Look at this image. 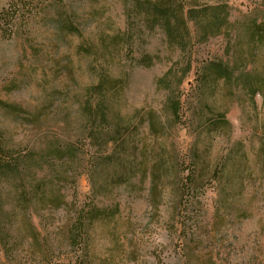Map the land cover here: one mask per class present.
I'll return each instance as SVG.
<instances>
[{
    "label": "rangeland",
    "instance_id": "rangeland-1",
    "mask_svg": "<svg viewBox=\"0 0 264 264\" xmlns=\"http://www.w3.org/2000/svg\"><path fill=\"white\" fill-rule=\"evenodd\" d=\"M12 1L0 0V10ZM198 2L226 4L233 30L228 40L219 35L196 44L191 71L180 89L182 99L187 96V103L194 102L191 111L185 105L190 120L205 103L211 107L202 109L205 121L224 115L229 125L219 134L207 123L198 128L185 119L173 124L164 110L167 94L156 87V80L181 57L159 30L133 36L131 50L113 49L110 60L76 52L86 40L97 45L102 30H125L119 0L79 2L75 12L81 36H64L42 17L19 36L0 33V100L22 109L15 114L0 107V138L8 147L40 152L49 142L77 144L83 139L86 88L97 82L101 69L118 79L109 93L113 113L133 123L130 131L142 122L134 133L135 172L122 180L118 175L111 180L110 172L104 171L92 181L87 170L79 168L61 182L54 160L28 174L33 188L42 181L45 188L32 194L26 212L17 214L20 242L11 258L0 250V264H264V173L259 153V138L264 136V47L258 44L252 50L245 30L249 18L264 17V0ZM142 55L151 57L150 66L130 62ZM214 58L237 67L229 80H213L199 102L194 91L197 72ZM243 84H256L261 91L251 99ZM199 134L211 144L210 171L225 161L228 180L213 181L209 173L200 182L198 196L186 199L179 192L180 179L192 165L189 156ZM82 159H87L84 150ZM5 189V194L10 191ZM59 193L65 200L57 206L52 201ZM92 205L110 213L115 206L117 210L89 220ZM82 212L83 246L73 248L66 235Z\"/></svg>",
    "mask_w": 264,
    "mask_h": 264
},
{
    "label": "trees",
    "instance_id": "trees-1",
    "mask_svg": "<svg viewBox=\"0 0 264 264\" xmlns=\"http://www.w3.org/2000/svg\"><path fill=\"white\" fill-rule=\"evenodd\" d=\"M83 0H14L8 9L0 10V33L10 37L19 36L27 29V26L37 17H42L45 21H50L56 30L64 36H81L79 24L77 22L76 5ZM98 1V0H91ZM122 3V12L125 19V30L109 33L102 30L98 33L97 45L90 40L76 46L78 54L93 57L95 60H110L112 50L126 48L131 50L133 36H140L144 31L149 33L159 30L165 36L166 43L170 48L176 49L181 57L180 61H175L168 70L156 80V87L166 92L164 110L172 116V123L180 120H188L196 124L197 128L207 123L209 130L214 134H219L224 126L229 123L222 113L217 118L204 120L202 109L211 107L205 103L204 108L198 109L201 113H193L190 120L186 115V104L188 110H193V101L187 103V96L182 99L181 85L188 76L192 68L193 55L196 44L207 41L214 36L222 35L228 40L233 24L229 21V9L226 4H202L198 0H119ZM258 12V9L255 10ZM246 16L245 18H247ZM258 20L257 16L249 18L245 23V30L252 41V50L259 44L264 47V17ZM238 23V22H236ZM253 59V57L251 58ZM137 65L148 67L151 65V57L142 55L139 59H131ZM241 62V61H239ZM244 63V62H243ZM133 64V63H132ZM221 58L206 60L202 69L197 72L196 89L197 100L203 101L206 96L208 85L214 81L229 80L234 66ZM124 82V81H123ZM118 79L109 77L105 69H101L97 74V82L86 88V97L83 104V118L85 136L78 140V143L49 142L40 152L16 150L8 147L4 140L0 138V250L9 258L13 256L20 239L18 233L17 214L20 210L26 212L31 206L32 194L36 196L42 193L43 181L35 183L36 187L29 183L28 174H31L43 166H50V161H58L59 165L54 167L55 174L61 182H64L67 174H74L79 168L94 178L95 174L100 176L104 171L110 172L111 180L124 179L131 172H135V158L137 156L138 145L135 142V135L138 127L129 129L133 123L119 114L112 111V100L110 91L117 87ZM244 85V84H243ZM250 93L251 99L256 91H261L260 86L244 85ZM264 95V94H263ZM201 105V104H199ZM0 107L9 112L18 114L22 109L15 105L0 100ZM24 112V111H23ZM115 112V111H114ZM196 118V119H194ZM88 140V143L85 142ZM259 153L264 173V136L259 138ZM109 145L112 146L110 150ZM210 143L205 138L197 135L196 145L194 143L189 162L192 164L186 169L180 179L179 192L181 196L188 199L198 196L197 190L200 182L209 175L217 182L221 179L228 180L225 161L218 163L221 166L210 171L209 154ZM131 148V150H130ZM92 149H95L93 153ZM82 150L87 154V159L81 160ZM52 169V167H50ZM89 168V169H88ZM120 170V174H118ZM116 173V174H115ZM108 177V178H109ZM101 180V177L98 178ZM103 181V180H101ZM29 182V181H28ZM106 188L108 186L107 183ZM8 187L10 191L3 193ZM104 188V187H103ZM12 189V190H11ZM6 190V189H5ZM13 194V195H12ZM52 201L57 206L63 205L64 196L59 195ZM9 207V210L6 208ZM117 206L111 213L108 209H100L96 206L90 208L89 220L110 216L116 213ZM86 217L78 214V217L70 224L66 240L70 246L82 248L84 235V221ZM33 235L39 236L35 227H30ZM19 234V233H18ZM47 247V246H46ZM49 248L47 247V250ZM45 257L47 252L40 251ZM47 264H65L62 262ZM81 264V263H79Z\"/></svg>",
    "mask_w": 264,
    "mask_h": 264
}]
</instances>
